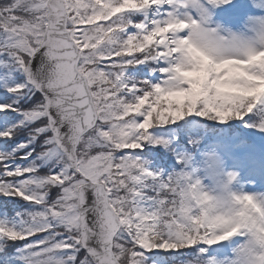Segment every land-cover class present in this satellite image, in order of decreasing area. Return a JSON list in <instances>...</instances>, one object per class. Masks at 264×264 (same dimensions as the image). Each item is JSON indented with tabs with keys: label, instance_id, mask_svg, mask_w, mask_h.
Returning a JSON list of instances; mask_svg holds the SVG:
<instances>
[{
	"label": "snow or ice",
	"instance_id": "snow-or-ice-1",
	"mask_svg": "<svg viewBox=\"0 0 264 264\" xmlns=\"http://www.w3.org/2000/svg\"><path fill=\"white\" fill-rule=\"evenodd\" d=\"M0 264H264V0H0Z\"/></svg>",
	"mask_w": 264,
	"mask_h": 264
}]
</instances>
